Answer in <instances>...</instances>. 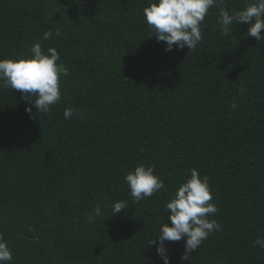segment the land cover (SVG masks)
I'll return each instance as SVG.
<instances>
[{
  "label": "trees",
  "instance_id": "16d2710c",
  "mask_svg": "<svg viewBox=\"0 0 264 264\" xmlns=\"http://www.w3.org/2000/svg\"><path fill=\"white\" fill-rule=\"evenodd\" d=\"M152 2L0 0V59L27 58L39 42L63 66L61 100L46 114L35 97L0 88V236L11 264H163L149 241L171 226L166 204L192 169L209 178V219L221 227L189 261L185 239L166 242L170 264H264L254 243L264 238V39L242 24L225 34L213 7L196 49L165 51L149 37ZM49 29L60 35L42 40ZM139 165L164 188L136 202L124 176ZM120 200L128 207L111 216Z\"/></svg>",
  "mask_w": 264,
  "mask_h": 264
},
{
  "label": "clouds",
  "instance_id": "9594fccd",
  "mask_svg": "<svg viewBox=\"0 0 264 264\" xmlns=\"http://www.w3.org/2000/svg\"><path fill=\"white\" fill-rule=\"evenodd\" d=\"M224 0H155L143 10L146 23L157 41L166 42L165 51L175 49L194 50L200 44L202 25L209 10L219 7L218 22L222 31L228 34L234 24L248 25L247 35L257 41L264 39L261 30L264 29V0H253L246 3L240 10H231L221 7ZM254 23H251L252 21ZM55 36L60 35L59 29ZM49 29L43 33L42 40L47 41L53 35ZM31 55L17 60L0 59V88L18 90L25 100L35 97L34 106L39 114L51 111V106L61 100L60 76L62 75L61 57L54 48L43 51L39 42L33 43ZM243 91V89H241ZM31 116L32 108L26 107ZM64 119L73 116V109L66 108ZM124 180L127 183L131 198L139 202L164 188V181L155 174L152 166L139 165L129 171ZM213 200L210 181L207 176L201 178L198 170L192 169L191 176L181 183L174 196L167 202L169 212L167 220L171 226L164 223L159 228V234L149 241L150 246L156 245V252L163 264H170L165 247L166 242H176L185 239V249L181 260L189 261L194 250H197L214 230L221 225L215 219H209L218 212ZM128 207L125 200L113 204L112 215L120 213ZM97 216L102 215L99 205L95 209ZM158 238V239H157ZM264 249V238L258 237L255 242ZM14 253L8 242L0 236V264H11Z\"/></svg>",
  "mask_w": 264,
  "mask_h": 264
}]
</instances>
